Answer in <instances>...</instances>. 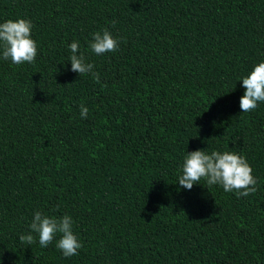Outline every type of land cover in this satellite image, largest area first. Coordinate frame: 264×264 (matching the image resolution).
Instances as JSON below:
<instances>
[{"label": "trees", "instance_id": "trees-1", "mask_svg": "<svg viewBox=\"0 0 264 264\" xmlns=\"http://www.w3.org/2000/svg\"><path fill=\"white\" fill-rule=\"evenodd\" d=\"M18 17L38 54L0 55V264H264V102L239 104L264 0H0ZM104 28L119 48L96 55ZM73 41L99 83L71 71ZM197 149L246 157L257 191L181 187ZM36 211L72 217L79 255L39 245Z\"/></svg>", "mask_w": 264, "mask_h": 264}, {"label": "clouds", "instance_id": "clouds-1", "mask_svg": "<svg viewBox=\"0 0 264 264\" xmlns=\"http://www.w3.org/2000/svg\"><path fill=\"white\" fill-rule=\"evenodd\" d=\"M32 22L24 18L7 19L0 22V55L4 60H11L13 64L34 63L38 54V46L32 38ZM68 47L71 55V71L79 75L91 74L99 83V73L95 72L94 65L87 62L83 53L78 54L79 43L71 42ZM88 47L96 55L107 52L115 53L119 48V40L104 28L92 33ZM245 91L240 97L241 112L247 113L255 110L258 103L264 102V60L256 63L252 69L240 79ZM89 109L80 105V115L86 119ZM246 157L233 151L214 150L211 153L203 149L187 152L183 157L181 174L178 183L181 187L191 190L193 185L203 179L208 188L220 185L225 192H236L238 196L247 197L257 191V179ZM31 232L38 235L39 245L47 247L59 234L56 247L63 256L79 255L83 247L73 231V219L70 215L59 218L48 216L41 211L34 213L29 225ZM19 241L27 244L35 243L31 233L21 234Z\"/></svg>", "mask_w": 264, "mask_h": 264}]
</instances>
